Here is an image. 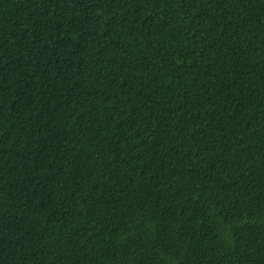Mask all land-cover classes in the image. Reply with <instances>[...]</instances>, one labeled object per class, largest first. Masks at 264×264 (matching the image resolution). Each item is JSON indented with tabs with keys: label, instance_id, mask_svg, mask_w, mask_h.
<instances>
[{
	"label": "trees",
	"instance_id": "1",
	"mask_svg": "<svg viewBox=\"0 0 264 264\" xmlns=\"http://www.w3.org/2000/svg\"><path fill=\"white\" fill-rule=\"evenodd\" d=\"M0 264H264V0H0Z\"/></svg>",
	"mask_w": 264,
	"mask_h": 264
}]
</instances>
